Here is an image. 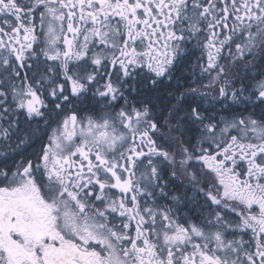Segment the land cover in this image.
Segmentation results:
<instances>
[{"label": "snow or ice", "instance_id": "6c2138e0", "mask_svg": "<svg viewBox=\"0 0 264 264\" xmlns=\"http://www.w3.org/2000/svg\"><path fill=\"white\" fill-rule=\"evenodd\" d=\"M0 264H264V0H0Z\"/></svg>", "mask_w": 264, "mask_h": 264}]
</instances>
